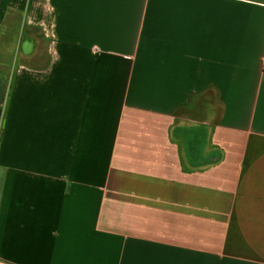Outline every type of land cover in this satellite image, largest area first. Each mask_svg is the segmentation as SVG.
I'll use <instances>...</instances> for the list:
<instances>
[{"label": "crops", "instance_id": "obj_1", "mask_svg": "<svg viewBox=\"0 0 264 264\" xmlns=\"http://www.w3.org/2000/svg\"><path fill=\"white\" fill-rule=\"evenodd\" d=\"M0 264H264V0H0Z\"/></svg>", "mask_w": 264, "mask_h": 264}, {"label": "rangeland", "instance_id": "obj_2", "mask_svg": "<svg viewBox=\"0 0 264 264\" xmlns=\"http://www.w3.org/2000/svg\"><path fill=\"white\" fill-rule=\"evenodd\" d=\"M216 110L218 111L219 110V106L217 105L216 106ZM207 112L204 113V116H206Z\"/></svg>", "mask_w": 264, "mask_h": 264}]
</instances>
